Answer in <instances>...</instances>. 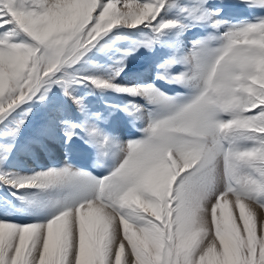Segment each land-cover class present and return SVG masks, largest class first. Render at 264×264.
<instances>
[{
    "label": "snow or ice",
    "instance_id": "snow-or-ice-1",
    "mask_svg": "<svg viewBox=\"0 0 264 264\" xmlns=\"http://www.w3.org/2000/svg\"><path fill=\"white\" fill-rule=\"evenodd\" d=\"M238 2L0 0V264H264V0Z\"/></svg>",
    "mask_w": 264,
    "mask_h": 264
},
{
    "label": "rangeland",
    "instance_id": "rangeland-1",
    "mask_svg": "<svg viewBox=\"0 0 264 264\" xmlns=\"http://www.w3.org/2000/svg\"><path fill=\"white\" fill-rule=\"evenodd\" d=\"M210 4H214L212 6H222L224 8V19L233 21L241 18H248L251 14L250 11L242 5L239 4L238 0H209ZM245 9V10H244ZM229 19V17H231ZM234 17V19H233ZM130 68L132 71L142 72L144 74L145 80L152 79V58L146 55H138L135 59L131 60ZM94 104H99L98 101L94 99L92 101ZM118 127H121L122 123L120 122V118L117 119ZM121 135L123 138H136L139 136V133L133 128L130 124L124 125L119 128ZM50 154H45L37 151L36 157H32L26 155L25 153H19L20 162L28 168H34L38 166H44L51 164L52 162H62L64 159V150L63 147L58 143H50ZM48 157V158H46ZM56 158L61 159L57 161ZM72 158L78 164L86 163L84 155L78 151V149H74L72 153ZM51 162V163H50Z\"/></svg>",
    "mask_w": 264,
    "mask_h": 264
},
{
    "label": "bare ground",
    "instance_id": "bare-ground-1",
    "mask_svg": "<svg viewBox=\"0 0 264 264\" xmlns=\"http://www.w3.org/2000/svg\"><path fill=\"white\" fill-rule=\"evenodd\" d=\"M219 1V0H218ZM211 5H214V4H211ZM241 7H243V6H241ZM244 8V7H243ZM245 10V9H244ZM247 10V9H246ZM249 15H251V14H249ZM232 18V16L231 17H229V19H231ZM233 19H234V17H233ZM79 151V150H78ZM85 157V156H84ZM46 158H48V157H46ZM56 160L57 161H60L61 159H59V158H56ZM85 161L87 162V158H85ZM51 163V162H50ZM258 213H259V210H258Z\"/></svg>",
    "mask_w": 264,
    "mask_h": 264
}]
</instances>
